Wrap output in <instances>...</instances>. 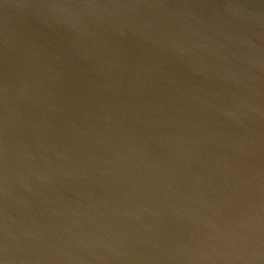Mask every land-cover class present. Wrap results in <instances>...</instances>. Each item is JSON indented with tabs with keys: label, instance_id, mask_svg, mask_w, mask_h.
<instances>
[{
	"label": "water",
	"instance_id": "obj_1",
	"mask_svg": "<svg viewBox=\"0 0 264 264\" xmlns=\"http://www.w3.org/2000/svg\"><path fill=\"white\" fill-rule=\"evenodd\" d=\"M0 264H264V0H0Z\"/></svg>",
	"mask_w": 264,
	"mask_h": 264
}]
</instances>
